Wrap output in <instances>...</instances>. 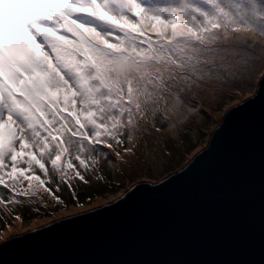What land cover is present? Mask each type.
Returning <instances> with one entry per match:
<instances>
[{"label":"snow or ice","instance_id":"6c2138e0","mask_svg":"<svg viewBox=\"0 0 264 264\" xmlns=\"http://www.w3.org/2000/svg\"><path fill=\"white\" fill-rule=\"evenodd\" d=\"M257 81L264 0H0V208L122 200L171 157L178 118L218 119Z\"/></svg>","mask_w":264,"mask_h":264},{"label":"water","instance_id":"95a60500","mask_svg":"<svg viewBox=\"0 0 264 264\" xmlns=\"http://www.w3.org/2000/svg\"><path fill=\"white\" fill-rule=\"evenodd\" d=\"M242 101L160 183L11 235L0 264H264V81Z\"/></svg>","mask_w":264,"mask_h":264},{"label":"rangeland","instance_id":"374dc122","mask_svg":"<svg viewBox=\"0 0 264 264\" xmlns=\"http://www.w3.org/2000/svg\"><path fill=\"white\" fill-rule=\"evenodd\" d=\"M26 38H30V37L28 36V34L25 33L22 35L21 40L29 50L27 41H25ZM32 48L35 50V53L38 52L42 54L39 47H37L36 45H32ZM257 84L258 81L254 82L253 86L250 88V90L253 91V94L256 90ZM246 98H248L247 93L241 95L240 97L241 100H244ZM232 105L233 102L229 101V103L224 105L223 108L228 109ZM201 111L203 112L204 116L207 118L208 123L202 124L200 118L194 114L192 115L190 122L183 123L182 125L179 123V118H178L177 120L178 127H182L184 131L179 132L177 138L174 141L173 140L169 141L168 148L172 152L171 157L165 158L162 161L160 167L154 168L150 172H146L145 176L135 177V180H149L152 182L159 181L165 176L169 175L173 171L183 166L184 164H186L197 151H199L200 149H202L207 145L209 135L214 130V128L219 124L222 117H219L217 119L212 113L204 111L203 109H201ZM213 124H215L214 128L212 127ZM189 139L192 142L191 144H193L194 146L189 144L188 142ZM133 182L134 181L123 180L122 188L128 189L130 183ZM120 190L121 189H114L111 195H106L103 190L98 191L95 187L91 189H83L82 190L83 193L93 194V200L90 203H85V208L94 207L97 204H103L106 200L112 199V197L115 196ZM97 195L101 196L102 199L99 200L95 199V196ZM62 199L68 202L67 211L60 210L59 206H57L53 215H49V213L53 212V207L51 205L54 202L51 201L46 194H45V200L48 202L50 206L46 210L41 207L39 214L33 213L29 207L18 208L16 211L22 214L23 222L15 220L12 215L5 213L3 209L0 208V236L7 235L8 237H10L13 234L23 232L25 230H28L32 227H35L47 221L65 215H69L70 213L73 212L84 210V209L75 208L74 204L70 201L67 192L62 194ZM81 200L82 202L84 201V195L81 196Z\"/></svg>","mask_w":264,"mask_h":264},{"label":"trees","instance_id":"16d2710c","mask_svg":"<svg viewBox=\"0 0 264 264\" xmlns=\"http://www.w3.org/2000/svg\"><path fill=\"white\" fill-rule=\"evenodd\" d=\"M188 142H189V144H191V143H192L190 139H189V141H188ZM191 145H192V146H194L193 144H191ZM189 150H190V149H189Z\"/></svg>","mask_w":264,"mask_h":264}]
</instances>
